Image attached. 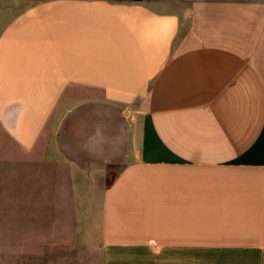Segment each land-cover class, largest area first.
I'll use <instances>...</instances> for the list:
<instances>
[{"label":"crops","instance_id":"0c3cea01","mask_svg":"<svg viewBox=\"0 0 264 264\" xmlns=\"http://www.w3.org/2000/svg\"><path fill=\"white\" fill-rule=\"evenodd\" d=\"M169 2L40 0L0 25V178L22 161L83 199L92 264H264V0ZM113 165L85 209L82 170Z\"/></svg>","mask_w":264,"mask_h":264},{"label":"rangeland","instance_id":"374dc122","mask_svg":"<svg viewBox=\"0 0 264 264\" xmlns=\"http://www.w3.org/2000/svg\"><path fill=\"white\" fill-rule=\"evenodd\" d=\"M38 1L0 0V25L20 8ZM163 1L170 6L169 1L181 0ZM0 144H6L4 139ZM2 164L4 173L3 168L9 167ZM17 168L19 173L23 171L22 176L21 172L16 179L0 178V264H92L84 260L98 258V252L73 238L75 214L84 209V200L74 196L64 199L56 184H41L45 179L34 172L36 167L29 170L28 165L27 176L22 161H18ZM82 172L87 182L85 209H96L99 191L94 192L93 184L100 190L111 181L117 166Z\"/></svg>","mask_w":264,"mask_h":264},{"label":"water","instance_id":"95a60500","mask_svg":"<svg viewBox=\"0 0 264 264\" xmlns=\"http://www.w3.org/2000/svg\"><path fill=\"white\" fill-rule=\"evenodd\" d=\"M101 116V114H96L95 117L99 118ZM105 116V115H104Z\"/></svg>","mask_w":264,"mask_h":264}]
</instances>
